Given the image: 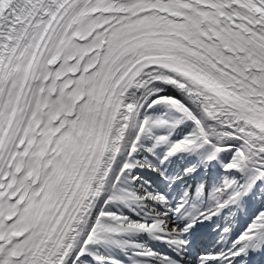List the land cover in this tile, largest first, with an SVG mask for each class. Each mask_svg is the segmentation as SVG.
<instances>
[{
    "label": "snow or ice",
    "instance_id": "1",
    "mask_svg": "<svg viewBox=\"0 0 264 264\" xmlns=\"http://www.w3.org/2000/svg\"><path fill=\"white\" fill-rule=\"evenodd\" d=\"M0 264H264V0H0Z\"/></svg>",
    "mask_w": 264,
    "mask_h": 264
}]
</instances>
